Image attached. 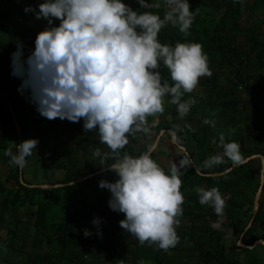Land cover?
<instances>
[{
    "label": "trees",
    "instance_id": "obj_1",
    "mask_svg": "<svg viewBox=\"0 0 264 264\" xmlns=\"http://www.w3.org/2000/svg\"><path fill=\"white\" fill-rule=\"evenodd\" d=\"M147 1L158 6L140 8L141 12L163 18L165 0ZM42 2L0 0V161L8 172L5 180H0V230L4 229L7 237L5 252L0 249V254L19 252L20 264H136L139 259L168 264L176 263L178 255L171 253L179 252L183 253L179 254V259H186V263L239 264L236 251L256 253L259 246L264 250L260 243L251 249L237 245L240 236L245 245L264 240V227L259 230L260 224H264V184L249 226L253 197L242 189V184L247 183L253 195L257 190L260 158L239 164L252 154L264 156V0H188L194 15L188 33H180L178 27L170 24L159 33L162 43L173 46L176 42L201 44L212 73L200 78L201 91L193 90L181 97L182 101H195L184 116L185 127L178 121L176 105L147 117V129L155 133L171 129L176 142L184 146L190 156L189 159L177 148L188 166L181 169L180 176L184 196L183 212L176 228L180 240L167 251L156 244H140L136 238L124 250L114 235V226L125 218L124 214L109 208L111 193L99 187L100 180L114 182L118 177L107 164L102 165L99 158L92 157L91 143L98 145L102 154L108 153V164L115 162L112 157L116 154L100 142L97 130H84L83 119L73 123L67 119L42 117L31 102L29 91L19 90L22 80L12 75L11 53L16 50L17 42H21L26 58L35 47L37 33L48 26L45 19H36L35 12L25 11L26 8L38 11ZM257 11L262 13L263 20H250L248 12ZM158 71L163 81L173 83L162 62ZM166 97L171 100L170 96ZM10 108L20 128L21 142L37 139L33 150L38 163L44 168L60 167L64 170L62 179L41 182L47 184L45 187L31 186L34 182L25 178L20 181V166L13 165L6 155L9 149L13 154L18 150V132ZM166 114L171 116L170 120ZM65 129L72 132L67 134L65 143L60 144L57 137ZM144 132L129 134V143L120 150L119 156L143 153L135 145ZM166 134L171 140V134ZM233 143L238 146L239 160L225 154L223 145ZM150 154L156 158L154 150ZM159 164L166 172L171 167ZM102 168L106 169L95 173ZM212 172L217 174L207 175ZM211 188L218 189L224 201L219 212L199 202L198 190ZM225 202L231 206L227 214ZM95 218L99 219V224H93ZM30 226L33 227L29 245L32 249L26 250ZM104 226L111 227L110 234H92L93 230L101 231ZM85 229L91 235L86 237ZM227 234L232 236L231 240ZM52 243L58 246L51 247ZM6 263V260L0 261V264Z\"/></svg>",
    "mask_w": 264,
    "mask_h": 264
},
{
    "label": "clouds",
    "instance_id": "obj_2",
    "mask_svg": "<svg viewBox=\"0 0 264 264\" xmlns=\"http://www.w3.org/2000/svg\"><path fill=\"white\" fill-rule=\"evenodd\" d=\"M137 3L148 7L147 0ZM165 4L161 18L138 12L123 0H43L38 11H25L35 12L36 19H45L48 26L37 33L26 58L17 42L11 66L12 75L22 80L19 90L29 91L42 117L73 123L83 119L86 132L98 131L100 142L116 154L115 162L108 164V153L99 149L93 153L118 177L114 182L99 181V187L111 193L109 208L124 214L120 227L140 244H156L167 251L180 240L176 231L184 202L180 176L188 161L181 159L166 172L147 151L119 156L129 134L146 132L147 117L164 112L166 96L180 118L186 116L195 101L181 97L192 92L200 78L212 74L201 44L173 46L160 41L166 25L188 33L194 19L188 0H165ZM161 62L172 84L162 80ZM37 144L35 138L26 139L17 145L16 154L9 149L6 155L13 165L23 166ZM223 147L230 158L240 159L236 144ZM198 192L202 205L221 210L224 201L218 189ZM84 235L91 233L85 229Z\"/></svg>",
    "mask_w": 264,
    "mask_h": 264
},
{
    "label": "rangeland",
    "instance_id": "obj_3",
    "mask_svg": "<svg viewBox=\"0 0 264 264\" xmlns=\"http://www.w3.org/2000/svg\"><path fill=\"white\" fill-rule=\"evenodd\" d=\"M150 3H153V2L147 1L148 5ZM127 4L130 7H132L134 10L141 12V9L137 3V0H128ZM154 5L158 6V3H154ZM247 15L249 16L248 18L250 20H254L256 22H258L259 20H263L262 19L263 16H261L262 13L259 14V11H257L254 14H251L250 12H248ZM43 24H44V22L42 21L41 25H43ZM263 28H264V23H263ZM194 90L201 91L202 87L197 85V87ZM169 101H170V99L168 97L164 98V109H165V107H170V106L172 108H174V104H171ZM166 118L168 120H170L171 116L169 114H166ZM178 121L183 125V127H185L186 121H185L184 117L180 118V116H179ZM71 132L72 131L68 130V129L61 130L58 137H57L58 143H60V144L65 143L67 134H69ZM158 133H155L154 130L148 129L146 132H144V134L141 135L139 142L137 143V145H135V148L140 149L143 152L147 151V149L153 144ZM1 138H2V134L0 133V139ZM90 148H91L92 157L94 159L99 160L98 157L93 155L94 151H96L98 149V145L91 143ZM177 148L178 147L175 146L174 141H172V139L171 140L168 139L166 132H163L160 135L159 140L157 141L156 146L154 148V152L156 154V158H154V160H156L158 163H161V165L164 164L163 166H171L173 163H178L181 160V157H180L181 153H180V151L177 150ZM81 159H83V156H81ZM7 173L8 172H7L6 166L3 164L2 161H0V180H5ZM22 174H23V178L28 179L31 182H34V184H41V182H47L50 180L62 179L64 177V170L61 169L60 167H54L51 169V168H44V167L40 166V164L38 163V159L36 157V154L33 150V153L29 157V160L23 166V173ZM259 181H260V178H259ZM259 181H256V182L259 183ZM263 184H264V182H263ZM242 189L250 198L251 197L254 198V195L252 194L251 188L247 185V183L242 184ZM77 202H79V199ZM225 203H226L225 204L226 209H224V212H225V214H227L228 209L231 208V206L229 203H227V202H225ZM263 227H264V224H260L259 230L261 231ZM29 228L30 229L28 230L26 250L28 249V247L30 248L29 245L31 244V241L33 238V227L30 226ZM124 233H125V235H128L127 231H124ZM6 238H7L6 237V231L4 229L0 230V249L2 250L1 252H5L4 247L7 244ZM228 239L231 240L232 236H228ZM46 246H48V245H45V247ZM50 246L56 248L58 245L55 243H52V245H50ZM49 247H47V249ZM30 249H32V248H30ZM255 252L256 253L246 252V251L245 252L244 251H236V254H237L236 257L240 261V264H250L248 262L250 260L252 262L253 259L256 260V264H261V260L264 261V250H263V248H261L259 246L256 248ZM171 254L173 256L178 255V257L176 258V263L182 262L179 259V257H180L179 252H174ZM21 257H22V255L19 252L11 251L10 253H7V255L5 253L0 254V261L6 260L7 261L6 264H20Z\"/></svg>",
    "mask_w": 264,
    "mask_h": 264
},
{
    "label": "water",
    "instance_id": "obj_4",
    "mask_svg": "<svg viewBox=\"0 0 264 264\" xmlns=\"http://www.w3.org/2000/svg\"><path fill=\"white\" fill-rule=\"evenodd\" d=\"M10 111H11V114H12V116H13V118H14V122H15V124H16V130H17V132H18V144H20V142H21L20 128H19V125H18L17 119H16V117H15V114H14V112H13V110H12L11 108H10ZM163 132H168V133H170V134H171V139H172V141H174L175 145H176L178 148H180V149L184 152V154H186V156L190 159V156H189L188 152L186 151V148H185L184 146H182V145H179V144L176 142V136H175V133H174V131H172L171 129H160V130H159V133L157 134V136H156V138H155V140H154V142H153V144L147 149V152L151 153V152L154 150V148H155V146H156V143H157V141L159 140V137H160V135H161ZM254 157H259V158H260V164H261V168H260V176H259L260 181H259L258 188H257V190H256V192H255V194H254V198H253V216L251 217V220L249 221L248 226L250 225V223H251V221H252V219H253V217H254V215H255L257 209H258V205H259L260 193H261L262 185H263V182H264V156H263L262 154H252V155H250V156H248V157H246V158H244V159H242V160L239 161V164H241V163H244V162H246V161H248L249 159L254 158ZM104 169H106V168L99 169V170H97L95 173L101 172V171H103ZM225 171H228V169L225 170ZM221 173H223V172H220L219 174H221ZM216 174H217V173H213V172H212V173H207V175H211V176H214V175H216ZM19 178H20V181L23 182V181H22V179H23V174H22L21 166H20V171H19ZM24 184H25V185H28L27 183H24ZM31 186L45 187V186H47V184H31ZM256 243H260V244H262V246L264 247V240H263V239H258V240H256L252 245H245V244L241 241V236H240V238L237 240V245H239V246H246V247H248V248H252L253 246H255Z\"/></svg>",
    "mask_w": 264,
    "mask_h": 264
},
{
    "label": "crops",
    "instance_id": "obj_5",
    "mask_svg": "<svg viewBox=\"0 0 264 264\" xmlns=\"http://www.w3.org/2000/svg\"><path fill=\"white\" fill-rule=\"evenodd\" d=\"M148 6H156V5H154V2H153V3H150ZM123 230L124 229L120 227L119 223H117L114 226V235H115L116 239H118V241H120L123 244L122 247L124 248V250H126L127 247L130 245V243L133 242L135 237L130 235L129 233H128V235H125L124 231H126V230H124V231ZM111 231H112L111 227L104 226V228L101 231L93 230L92 234L97 235L100 232L110 234ZM226 236L228 237L229 235L227 234ZM125 253H126V251L123 252L124 255H125ZM179 254L182 255L183 253H179ZM184 260H186V259H183L181 263H168V264H192V263H186ZM248 263L256 264V260L253 259L252 262L250 260ZM136 264H156V263H154L150 260L139 259L136 261Z\"/></svg>",
    "mask_w": 264,
    "mask_h": 264
},
{
    "label": "bare ground",
    "instance_id": "obj_6",
    "mask_svg": "<svg viewBox=\"0 0 264 264\" xmlns=\"http://www.w3.org/2000/svg\"><path fill=\"white\" fill-rule=\"evenodd\" d=\"M256 244H257V243H256ZM256 244H255V245H256ZM253 247H254V246H253ZM253 247H252V248H253ZM250 249H251V248H250Z\"/></svg>",
    "mask_w": 264,
    "mask_h": 264
}]
</instances>
